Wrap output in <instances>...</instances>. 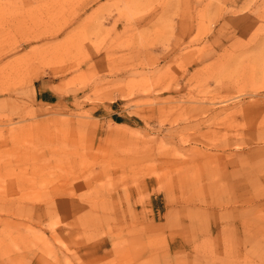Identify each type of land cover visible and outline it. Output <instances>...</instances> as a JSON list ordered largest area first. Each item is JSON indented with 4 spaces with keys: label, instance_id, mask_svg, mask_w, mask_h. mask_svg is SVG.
I'll return each mask as SVG.
<instances>
[{
    "label": "rangeland",
    "instance_id": "rangeland-1",
    "mask_svg": "<svg viewBox=\"0 0 264 264\" xmlns=\"http://www.w3.org/2000/svg\"><path fill=\"white\" fill-rule=\"evenodd\" d=\"M0 264H264V0H0Z\"/></svg>",
    "mask_w": 264,
    "mask_h": 264
}]
</instances>
